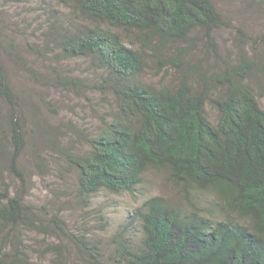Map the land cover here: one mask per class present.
I'll list each match as a JSON object with an SVG mask.
<instances>
[{"label": "trees", "instance_id": "16d2710c", "mask_svg": "<svg viewBox=\"0 0 264 264\" xmlns=\"http://www.w3.org/2000/svg\"><path fill=\"white\" fill-rule=\"evenodd\" d=\"M57 1L67 13L44 8L43 42L61 59H88L101 71L95 87L112 99L109 117L85 136L87 148L66 154L76 198L86 206L100 191L134 193L146 171L157 169L189 205L163 195L145 198L111 234L109 251L91 235L71 234L83 261L264 264V109L257 98L264 96L257 82L264 79V61L244 51L234 61L222 58L214 32L225 20L214 0ZM1 24L0 17L4 48ZM197 41L212 49L213 65L206 64L209 51L193 58L188 47ZM148 70L174 76L152 83L143 77ZM207 105L217 112L214 122ZM18 108L0 60L6 163L20 181L18 188L0 185V264H36L21 230L58 237L59 229L67 236L63 218L26 202ZM201 193H207L202 202ZM52 245L44 252L64 264L60 245Z\"/></svg>", "mask_w": 264, "mask_h": 264}, {"label": "rangeland", "instance_id": "374dc122", "mask_svg": "<svg viewBox=\"0 0 264 264\" xmlns=\"http://www.w3.org/2000/svg\"><path fill=\"white\" fill-rule=\"evenodd\" d=\"M214 2L225 20L214 32L217 51L222 58L234 61L244 51L264 61V0ZM49 7L67 13L57 0L20 3L0 0L1 34L5 44L0 48V60L7 68L24 131L25 146L19 163L28 190L26 202L40 211L58 214L66 224L64 233L67 232L66 236L56 229V237L21 230V235L36 264H53V254L44 252L51 244L60 245L64 264H86L70 242L71 234L91 235L109 251L111 234L145 198L163 195L182 206L189 205L167 174L157 169L146 171L134 193L100 191L90 196L86 206L76 198L75 176L66 154L87 148L85 136L92 135L102 119L109 117L112 99L95 87L101 71H94L88 59H61L53 47L43 42L41 33L48 15L44 8ZM69 17L75 18L72 14ZM205 47V43L197 41L188 48L195 59L204 58V53L209 51L206 64L213 65L212 49ZM173 76L170 73L157 75L153 70L143 75L152 83H162ZM257 82L264 85V79ZM257 86L253 84L255 90ZM257 98L264 109V96ZM206 110L214 122L216 110L209 105ZM4 120L8 122L0 109V185L18 188L20 181L6 163L10 145L9 127ZM200 196L202 202L207 193ZM101 215L103 219L99 218ZM4 235L0 231V243ZM36 249L37 252H33Z\"/></svg>", "mask_w": 264, "mask_h": 264}]
</instances>
